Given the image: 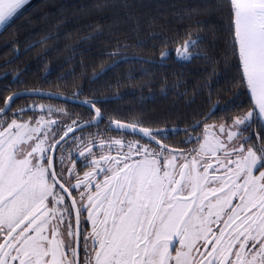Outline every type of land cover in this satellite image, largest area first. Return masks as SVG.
<instances>
[{"label":"snow or ice","instance_id":"1","mask_svg":"<svg viewBox=\"0 0 264 264\" xmlns=\"http://www.w3.org/2000/svg\"><path fill=\"white\" fill-rule=\"evenodd\" d=\"M27 4L0 0V27L7 31ZM221 7L239 75L231 104L241 107L235 101L244 95L249 101L246 111L219 123L205 122L214 112L184 129L141 117L109 118L101 131L105 115L97 105L105 101H80L91 110L83 120L63 107L14 108L22 95L44 93L5 86L0 264H264V0H225ZM200 32L195 22L169 40L177 56L210 59L199 51ZM58 38L49 34L25 50ZM93 38L66 50L74 53ZM128 47L117 42L107 55L128 59ZM18 52L14 43V56ZM15 81L23 82L19 75ZM76 87L74 98L82 93ZM94 126L95 133L85 132ZM180 131L181 144L197 146L166 142Z\"/></svg>","mask_w":264,"mask_h":264},{"label":"trees","instance_id":"2","mask_svg":"<svg viewBox=\"0 0 264 264\" xmlns=\"http://www.w3.org/2000/svg\"><path fill=\"white\" fill-rule=\"evenodd\" d=\"M224 2L225 0H29L21 14L6 26L7 31L4 27L0 28V53L10 54L14 43L18 44L20 52L29 54L32 63L30 68L33 69L34 53L51 48L45 64L38 66L45 69L48 63L56 67V72L48 82L50 88L60 90L65 85L75 87L86 70L104 68L107 74H112L104 82L106 89L103 90L112 91L118 89V84L127 81V77L134 78L130 72L135 68V63L130 60L120 62L110 70L108 68L115 57H109L107 53L114 50L117 42L129 45L123 50L124 54L160 53L164 48L176 47L177 44L169 40L183 35L188 25L199 22L203 37L199 51L210 59H186L180 64H171L169 70L154 73L155 83L161 86L166 83L164 87L168 88V94L161 97V89L156 85L155 91L157 94L159 92L156 99L141 106L142 113L150 108L147 105H151L156 115H160L157 118L187 126L205 116L217 101L230 105L235 99L234 94L240 91L237 86L238 71L228 46L230 37L226 31L227 16L221 7ZM56 33H59L58 39L49 40L46 45L35 47L31 51L25 50L27 45L41 37ZM68 33L72 35L69 37ZM90 34L95 38L84 39L80 43V48H85L83 52L73 58L72 65L65 64L67 54L71 53L66 50L67 46ZM60 62L64 64L61 66ZM143 64V67L148 66ZM37 70L29 74L34 76L38 74ZM115 70L121 77H116ZM244 98L249 101L247 95L237 100ZM143 99L146 100L147 96Z\"/></svg>","mask_w":264,"mask_h":264},{"label":"flooded vegetation","instance_id":"3","mask_svg":"<svg viewBox=\"0 0 264 264\" xmlns=\"http://www.w3.org/2000/svg\"><path fill=\"white\" fill-rule=\"evenodd\" d=\"M88 44V43H87ZM85 45V43H84ZM177 47V45H176ZM169 49L164 48L162 51H166L169 53V55L165 58H161L160 53H153L149 52L148 55H140V54H125L128 59H124L123 57H115L114 60L111 62H116V65H118L122 61L130 60L132 63H135V68H132V72H130L131 76H134L133 79H130L127 77V81H123L120 84H118V89L108 91L103 90L106 89L105 81H107L110 76V74L106 73V69H96V70H86L79 81V83L76 84L79 85V88L82 89V93L78 98L73 97V93L78 91L77 87H69V85H65L60 88V90H56L53 88H50L48 86V82L52 78V75L56 72V67L51 66V64H46L47 69H42L38 67L42 63L45 64V58L47 55H49V49L47 52V55H43L45 50H39L38 53H34L33 59H34V67L33 69L31 67V61L29 60L28 55L24 52H18L13 54V52H10V54L6 53H0V57H3L4 59H0V96H7L9 93L4 91V88L6 85L11 86V91H19L23 92L25 90H44V91H50L55 93H60L63 95H66L68 97H71L73 99H79L84 100L85 98L88 99H96V100H102L105 101L103 104H98V107L102 108V111L105 115V120L103 123L99 125V129L103 131L104 125L107 123L109 118H119L123 120H131L134 117H141L145 121L153 122V126H160V127H167L169 129L179 128L184 129L187 126H183L177 122H168L167 120H161L160 118H157L155 111L152 110L151 105H147L150 108H147L148 110L145 113H142L141 106L143 104L149 103L156 99L157 92L155 91L156 85L161 90V97L166 96L168 94V88H165L163 84V88L160 84H156L155 80L156 78L153 77L154 73L161 72L163 70H169V66L171 64H180L183 61H185V58H181L177 56L175 52V48ZM26 48V47H25ZM41 49V48H40ZM85 49V48H83ZM82 47H79L75 50V52H71L67 54V57L64 60L65 64H71V61H73V58L77 55H80L83 50ZM42 56V59L39 58ZM27 57V58H26ZM71 57V58H69ZM63 62H60V65L64 64ZM143 63L148 64L147 67H143ZM37 68H40L39 72ZM35 69V70H34ZM73 71V68H70ZM34 76H31L29 72L36 71ZM116 77L119 76V72L116 70ZM97 73H102L99 75L98 78H96ZM19 75L20 79L23 81L22 83H16L15 76ZM149 75V77H148ZM46 78V79H45ZM120 79V78H119ZM141 83V84H140ZM167 85V84H166ZM72 86V85H71ZM147 96V99H143L144 96ZM248 96V95H247ZM160 97V95H159ZM249 99V96H248ZM39 105L43 104L45 106H53V107H63L66 108L71 113L80 114L81 119L87 120L89 119V116L91 115V110L82 104H77L74 102H68L58 99H51L46 97H37V96H21L18 100L15 101L14 108H30L33 104ZM237 104H240L241 107L235 108L232 107V104L230 105H223V102L217 101L214 103V105L209 109L211 111L214 109V115L211 119L206 120L207 123H219L222 120L226 119L227 117H230L232 115L238 114L239 112L246 111L248 108V102L245 100H237ZM209 111L206 113L208 114ZM40 110L37 107L36 113L39 114ZM212 112V113H213ZM33 113L28 112L27 115L31 116ZM204 117V116H203ZM197 119L196 121H199L201 119ZM194 121L193 123H195ZM230 122V121H229ZM192 123V124H193ZM190 124V125H192ZM203 129V124H201L200 128L196 130L194 135H200L201 131ZM93 132L95 133L97 131V128L94 126L90 129H85V132ZM253 131H257V129H254ZM77 135H80L79 132H77ZM132 136H129V139H132ZM71 137L69 136L67 140L70 141ZM186 136L183 131H180L179 135H172L169 137V139L166 141L169 144L177 145L184 149H191L192 147H195V143H188V144H181L180 141L185 140ZM66 147V146H65ZM59 153H57V156ZM73 155H75V152L73 151ZM58 163V160H57ZM86 215V213H85Z\"/></svg>","mask_w":264,"mask_h":264},{"label":"water","instance_id":"4","mask_svg":"<svg viewBox=\"0 0 264 264\" xmlns=\"http://www.w3.org/2000/svg\"><path fill=\"white\" fill-rule=\"evenodd\" d=\"M29 1V0H28ZM1 28V27H0ZM40 92L44 93V95H22V96H37V97H46V98H51V99H58V100H63V101H68V102H74L77 104H81L79 99H73L71 97H68L66 95L60 94L59 95H48V93H55V92H50V91H44V90H39ZM24 92V91H23ZM22 92V93H23ZM87 106V105H84ZM88 107V106H87ZM214 111V109H212L211 111H209V113H212ZM208 113V114H209ZM67 139V138H66Z\"/></svg>","mask_w":264,"mask_h":264},{"label":"rangeland","instance_id":"5","mask_svg":"<svg viewBox=\"0 0 264 264\" xmlns=\"http://www.w3.org/2000/svg\"><path fill=\"white\" fill-rule=\"evenodd\" d=\"M208 123V122H207ZM209 124H211V123H209ZM195 146H197L196 144H195Z\"/></svg>","mask_w":264,"mask_h":264}]
</instances>
